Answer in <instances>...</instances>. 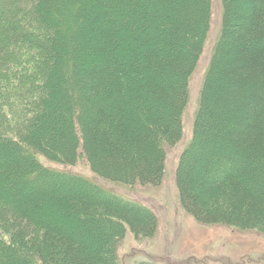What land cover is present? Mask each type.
I'll return each instance as SVG.
<instances>
[{
    "label": "trees",
    "instance_id": "16d2710c",
    "mask_svg": "<svg viewBox=\"0 0 264 264\" xmlns=\"http://www.w3.org/2000/svg\"><path fill=\"white\" fill-rule=\"evenodd\" d=\"M222 4L176 185L200 224L264 235V0ZM211 8V0H0V264H119L128 230L156 236L145 206L40 159L74 165L82 152L104 179L160 185L166 150L183 138ZM59 199L85 235L99 239L108 227L106 237L92 248L47 223L45 203Z\"/></svg>",
    "mask_w": 264,
    "mask_h": 264
},
{
    "label": "rangeland",
    "instance_id": "374dc122",
    "mask_svg": "<svg viewBox=\"0 0 264 264\" xmlns=\"http://www.w3.org/2000/svg\"><path fill=\"white\" fill-rule=\"evenodd\" d=\"M211 1L210 31L204 52L189 81V100L183 112V138L166 150L165 175L160 185L131 186L104 179L91 169L82 152L74 165L39 158L49 169L81 176L122 200L145 206L154 214L158 225L156 236L138 238L128 230L119 249V264H137L144 261L156 264H264V235L257 231L200 224L182 207L176 185L178 163L181 154L192 140L201 90L214 48L221 35L222 0ZM71 53L69 47L66 54L71 56ZM66 77L67 82L72 81ZM56 116L59 122L63 118L60 112H56ZM201 151L197 149L194 156L198 157ZM63 202L66 201L59 199L57 203H45L44 220L49 224L64 227L73 237H82L81 242L85 246L93 248L98 245L99 239L106 237L109 228L106 227L102 233L97 231L99 239L85 235V227L76 226L73 221L67 220L66 216L72 215L74 210Z\"/></svg>",
    "mask_w": 264,
    "mask_h": 264
}]
</instances>
